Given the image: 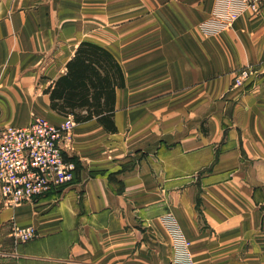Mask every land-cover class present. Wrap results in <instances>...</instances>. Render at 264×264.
<instances>
[{
	"label": "crops",
	"instance_id": "obj_1",
	"mask_svg": "<svg viewBox=\"0 0 264 264\" xmlns=\"http://www.w3.org/2000/svg\"><path fill=\"white\" fill-rule=\"evenodd\" d=\"M226 5L0 0V125L63 122L47 91L81 42L112 53L125 83L116 133L74 125L72 183L0 196V264H264V8L235 6L222 28Z\"/></svg>",
	"mask_w": 264,
	"mask_h": 264
},
{
	"label": "built area",
	"instance_id": "obj_2",
	"mask_svg": "<svg viewBox=\"0 0 264 264\" xmlns=\"http://www.w3.org/2000/svg\"><path fill=\"white\" fill-rule=\"evenodd\" d=\"M226 2V7L213 15V20L222 28L238 18L239 10L235 6L248 9L253 14L264 8V0ZM246 77V72H243L235 79V84H241ZM73 127L72 117L65 118L60 125L39 117H35L27 127L0 125V196L6 205L32 202L50 189L73 181L75 163L66 157L71 150ZM169 229L179 247L188 246L174 223ZM13 234L20 242H26L35 236V231L29 227L15 228ZM185 262H190V259Z\"/></svg>",
	"mask_w": 264,
	"mask_h": 264
},
{
	"label": "trees",
	"instance_id": "obj_3",
	"mask_svg": "<svg viewBox=\"0 0 264 264\" xmlns=\"http://www.w3.org/2000/svg\"><path fill=\"white\" fill-rule=\"evenodd\" d=\"M124 85L123 72L112 53L94 43L81 42L67 62L65 74L47 91L50 108L63 117L71 116L75 124L95 120L114 134L116 91Z\"/></svg>",
	"mask_w": 264,
	"mask_h": 264
},
{
	"label": "rangeland",
	"instance_id": "obj_4",
	"mask_svg": "<svg viewBox=\"0 0 264 264\" xmlns=\"http://www.w3.org/2000/svg\"><path fill=\"white\" fill-rule=\"evenodd\" d=\"M243 72H246L247 77H246L242 82H244V81L247 80L248 76L250 75V71H249L248 68H243V69H240V70H238V71H236V72L234 73V82H235V79L238 78ZM238 85H239V87H240L241 84H237V86H238ZM67 117H71V116H66L65 118H67ZM66 157H67V159H70V158L68 157V154H66Z\"/></svg>",
	"mask_w": 264,
	"mask_h": 264
},
{
	"label": "bare ground",
	"instance_id": "obj_5",
	"mask_svg": "<svg viewBox=\"0 0 264 264\" xmlns=\"http://www.w3.org/2000/svg\"><path fill=\"white\" fill-rule=\"evenodd\" d=\"M73 119V118H72ZM74 122V121H73ZM50 123V122H49ZM74 125H75V123H74ZM23 204V203H22Z\"/></svg>",
	"mask_w": 264,
	"mask_h": 264
}]
</instances>
